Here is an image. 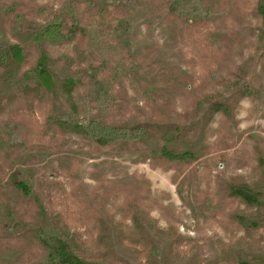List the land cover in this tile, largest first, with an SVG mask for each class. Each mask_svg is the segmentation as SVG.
<instances>
[{
  "label": "rangeland",
  "instance_id": "1",
  "mask_svg": "<svg viewBox=\"0 0 264 264\" xmlns=\"http://www.w3.org/2000/svg\"><path fill=\"white\" fill-rule=\"evenodd\" d=\"M262 1L0 0L8 45L58 10L85 34L22 45L20 75L42 49L70 93L0 70V264H56L60 245L94 264H264ZM71 105L148 128L97 145L58 124Z\"/></svg>",
  "mask_w": 264,
  "mask_h": 264
},
{
  "label": "trees",
  "instance_id": "2",
  "mask_svg": "<svg viewBox=\"0 0 264 264\" xmlns=\"http://www.w3.org/2000/svg\"><path fill=\"white\" fill-rule=\"evenodd\" d=\"M262 2L260 0L261 5ZM60 11L58 10L48 23L38 24L23 31H16L18 37L17 43L8 45L0 40V70L3 71V74L10 77L9 80L12 81L13 87H17L20 91L25 93L31 91L42 94L44 90L53 91V89L59 86H64L65 90L67 89L68 93H70L75 87L74 80H59L52 74V71L47 66L49 58L42 49L38 60H36L29 71L21 75L19 73L21 64L26 61L22 45L34 43L42 48L60 45L66 41H72L77 37L78 33L79 40L84 43L85 34L80 32L81 30H79L77 25L66 26L60 19ZM74 112H76V106L74 105L68 107L67 111L58 112L56 115L58 124L74 132L89 135L91 141L97 145L116 144L119 142L132 143L148 128L144 124L123 127L122 125H110L103 120H84V118L76 116ZM158 153L168 160L175 161H183L187 156H193L191 152L180 153L167 147H163ZM14 185L21 189L23 193L27 191L26 186L21 181L14 182ZM240 193L246 197V200L251 197V193H248V191L241 190ZM62 246L65 248V244H62ZM60 248L62 249L61 245L59 248L51 249L60 257L56 264H94L80 259L69 249L64 252Z\"/></svg>",
  "mask_w": 264,
  "mask_h": 264
}]
</instances>
